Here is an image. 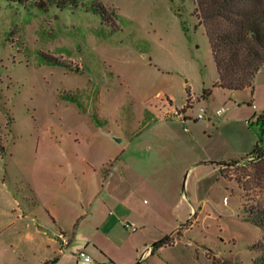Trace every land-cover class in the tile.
<instances>
[{"label": "rangeland", "instance_id": "obj_1", "mask_svg": "<svg viewBox=\"0 0 264 264\" xmlns=\"http://www.w3.org/2000/svg\"><path fill=\"white\" fill-rule=\"evenodd\" d=\"M193 8L0 0V264H76L87 241L114 264H260L264 229L247 216L264 212V163L220 175L208 161L256 134V116L248 91L213 86ZM253 93L264 102V64ZM53 217L80 218L64 251Z\"/></svg>", "mask_w": 264, "mask_h": 264}, {"label": "trees", "instance_id": "obj_2", "mask_svg": "<svg viewBox=\"0 0 264 264\" xmlns=\"http://www.w3.org/2000/svg\"><path fill=\"white\" fill-rule=\"evenodd\" d=\"M193 2V12L198 24L203 27L216 69L217 79L213 86L230 90L250 87L253 93L255 75L264 64V0H193ZM96 4L103 9L99 2ZM40 5H43V2ZM187 92L189 93L188 89ZM189 101L190 95L181 109L189 107ZM254 124L257 139L246 155L255 153L260 163H264V108L256 114ZM219 162L231 165L239 162V159ZM220 172L222 174V171ZM247 220L264 229V212L258 208L247 216ZM169 240L170 235L153 242L152 250ZM258 248L261 254L256 258V262L264 264V245H258ZM48 261H44L43 264H47Z\"/></svg>", "mask_w": 264, "mask_h": 264}, {"label": "crops", "instance_id": "obj_3", "mask_svg": "<svg viewBox=\"0 0 264 264\" xmlns=\"http://www.w3.org/2000/svg\"><path fill=\"white\" fill-rule=\"evenodd\" d=\"M216 79H217V76H216ZM243 90H246V91H248L249 92V95H248V100H247V102H248V106H251V108H253V113L255 114V116H256V114L261 110V109H263L264 108V102H260V101H258V98H257V95H256V93L254 94V93H251V91H250V87H245V88H243ZM233 106V105H232ZM185 118H186V120L188 119V118H190L188 115H185L184 116ZM245 127H246V129H249V127L247 126V122H245ZM187 138H190V137H188L187 136ZM256 139H257V134H252V137L247 141V142H245V143H239L238 144V142H237V145L238 146H240V148H233V146H232V144H231V142H226V144H228L231 148H233V149H231V151H229V157H227L226 159H213V160H208V161H210V165H211V167H212V170H214L215 172L216 171H218L219 172V174L220 175H222L221 174V172H220V164L221 163H217V161H227V160H230V159H239V160H242L243 158H244V156L253 148V145L255 144V141H256ZM242 146V147H241ZM111 170L112 171H114V166H113V168L111 167ZM112 171H111V173H112ZM110 173V174H111ZM109 174V175H110ZM181 174V173H180ZM180 174H177V176H176V182H177V184H178V188H179V185H180V179L181 178H179V176H181ZM109 175H107V176H109ZM108 178V177H107ZM199 182H201V183H209L210 182V178L209 177H207V176H201L200 178H199ZM206 186V185H205ZM178 195H184L183 194V192H179L178 193ZM187 196V195H186ZM79 219L80 218H76L75 219V221H74V223L72 224V226H71V228L70 227H67V226H65L64 224H62V222L58 219V218H56V217H53V218H51V221L56 225V227H58V228H63V229H65L67 232H69L70 234H71V236H72V238H71V242L73 241V239H74V236H75V229L77 228L78 230H79V227H80V224H79ZM79 224V225H78ZM88 241L86 242V244L85 245H83V246H81V247H78V249L79 248H84L89 254H90V250H89V248H88ZM93 245V247L98 251V253H99V255H100V257L102 258V259H100V261H96L98 264H114L113 262H112V259H109V261H106V259H105V257L107 256V254H109V252L107 251V249L106 248H103L102 250L104 251H102L101 249H99L100 248V246H95L94 244H92ZM149 248H150V245L148 246V248H147V250H149Z\"/></svg>", "mask_w": 264, "mask_h": 264}, {"label": "built area", "instance_id": "obj_4", "mask_svg": "<svg viewBox=\"0 0 264 264\" xmlns=\"http://www.w3.org/2000/svg\"><path fill=\"white\" fill-rule=\"evenodd\" d=\"M225 110H226L225 106H220L217 109H215L214 114H216L217 116H220L225 112ZM178 117H181L184 120H186V118L184 117L183 114H179ZM204 117H205V108L203 106H201L200 110H199L198 114L196 115V118H194V120H196V119L203 120ZM188 119H190V118H188ZM255 158H256V154L251 153V154L244 156V158L242 160H254ZM131 227L134 230L136 229L135 226H133V225ZM58 237H59V241H60L59 250L60 251L66 250L71 243L72 236H70L66 232H60L59 231ZM75 255H76V264H98L92 258L91 254H89L84 248L77 249L75 252Z\"/></svg>", "mask_w": 264, "mask_h": 264}]
</instances>
